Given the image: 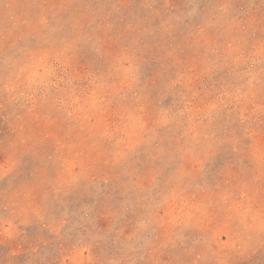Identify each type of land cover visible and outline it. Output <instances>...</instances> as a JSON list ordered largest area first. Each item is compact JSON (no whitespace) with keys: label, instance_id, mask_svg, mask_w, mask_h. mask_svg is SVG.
<instances>
[{"label":"rangeland","instance_id":"1","mask_svg":"<svg viewBox=\"0 0 264 264\" xmlns=\"http://www.w3.org/2000/svg\"><path fill=\"white\" fill-rule=\"evenodd\" d=\"M0 264H264V0H0Z\"/></svg>","mask_w":264,"mask_h":264}]
</instances>
